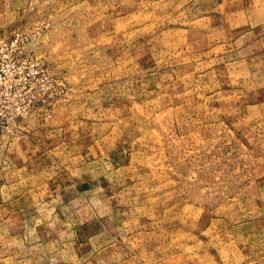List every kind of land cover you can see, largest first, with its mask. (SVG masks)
I'll use <instances>...</instances> for the list:
<instances>
[{"label":"rangeland","instance_id":"374dc122","mask_svg":"<svg viewBox=\"0 0 264 264\" xmlns=\"http://www.w3.org/2000/svg\"><path fill=\"white\" fill-rule=\"evenodd\" d=\"M0 4L69 87L21 131L84 180L67 220L0 228V264H264V0Z\"/></svg>","mask_w":264,"mask_h":264},{"label":"crops","instance_id":"0c3cea01","mask_svg":"<svg viewBox=\"0 0 264 264\" xmlns=\"http://www.w3.org/2000/svg\"><path fill=\"white\" fill-rule=\"evenodd\" d=\"M16 30L18 29H14L10 35L6 36L0 29V38H9ZM21 128L26 129L21 124L12 132L0 128V228L4 238L26 237L30 229L29 222L32 221L67 220L63 216H66L70 202L81 199L84 192V185L81 184L84 180L72 181L71 176L64 172V169L68 167L62 165V158L70 149L68 147L59 149L63 146L59 140L52 138L53 134L44 132L45 137L52 142L42 140L44 134L37 129L31 134L35 138L37 135L40 136L39 141L36 139L34 143L29 139V134L22 133ZM15 222L19 225H15ZM65 225L68 226V224ZM14 226L19 227L15 232L12 231ZM80 227L74 225V229L71 230L77 246ZM68 230L69 227L50 229L45 237L50 236L51 239L53 236L62 237L69 234ZM60 245H64V242L61 241ZM47 248L46 245V256L52 253ZM11 259L16 262L14 256H7L4 260ZM18 261L24 260L18 258ZM28 261H32V258L30 257Z\"/></svg>","mask_w":264,"mask_h":264},{"label":"built area","instance_id":"2783aa9c","mask_svg":"<svg viewBox=\"0 0 264 264\" xmlns=\"http://www.w3.org/2000/svg\"><path fill=\"white\" fill-rule=\"evenodd\" d=\"M30 40L20 29L9 38H0V128L8 132L35 114H49L69 92L54 68L33 50H26Z\"/></svg>","mask_w":264,"mask_h":264}]
</instances>
